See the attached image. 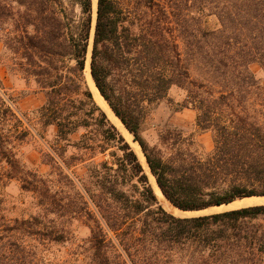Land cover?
Wrapping results in <instances>:
<instances>
[{"label":"trees","instance_id":"trees-1","mask_svg":"<svg viewBox=\"0 0 264 264\" xmlns=\"http://www.w3.org/2000/svg\"><path fill=\"white\" fill-rule=\"evenodd\" d=\"M14 1L12 11H0L2 56L45 95L43 126H55L61 141L93 126L101 139L82 148L105 154L114 143L117 151L93 171L95 189L81 187L77 200L59 203L56 219L10 218L0 197V264H264V204L177 217L159 203L87 83L94 1ZM210 18L219 27L210 28ZM255 66L264 71V0H97L93 81L140 144L164 198L182 212L264 197V81ZM174 86L198 125L215 133L207 158L180 147L167 159L140 135ZM13 104L0 82V181L43 194V181L17 160L30 124ZM71 220L89 234L76 258H51L53 245L72 242Z\"/></svg>","mask_w":264,"mask_h":264},{"label":"rangeland","instance_id":"rangeland-1","mask_svg":"<svg viewBox=\"0 0 264 264\" xmlns=\"http://www.w3.org/2000/svg\"><path fill=\"white\" fill-rule=\"evenodd\" d=\"M12 7H16L14 0H0V11L7 12ZM8 22L12 24L11 20ZM94 22L93 14V28ZM2 26L6 27L4 21L0 18V27ZM208 26L210 28L219 27L217 19L210 18ZM92 48L93 34L91 35L87 56V67L89 69ZM3 53L4 44L0 33V82L9 96L13 98V106L17 114L30 124V126L28 125L30 135L15 150L17 160L25 168V172L37 174L47 188L44 192L46 194L43 195L44 193L42 194L40 191L25 190L23 183L19 180L4 178L0 181V197L3 200V208L10 218L43 215L50 220L56 219L58 216L55 212L59 203H71V201L77 200L81 187L95 189L97 179L94 178L95 173L93 171L98 169L97 166L102 161L114 162L115 159L111 154L116 152L117 148L114 143H111L105 154L99 153V150L91 151L82 148L83 146L93 145L94 143L91 141L94 138L101 139L97 136L93 126L80 128L76 134L69 137L68 141L59 140L57 128L55 126L44 127L38 113V110L45 102V95L39 92L34 82H27L21 75L11 70L7 65L9 63H6L2 56ZM254 70L256 77L264 81V71L258 66H255ZM185 99L186 93L184 90L176 86L172 87L169 92V100L164 101L151 110L143 120L140 126V135L150 147L160 149L167 159L175 156L180 147L200 158H207L214 149L215 133L210 130H203L198 125L197 112L191 107H184ZM118 120L121 121L120 119ZM109 121L117 128L137 154L155 194L157 193L158 201L160 200L159 203L163 206L159 197L162 193L149 169L140 144L134 140L133 134L128 131L123 123L121 124L126 131L114 124L110 119ZM178 138H181L179 140H182L180 141L182 144L178 142ZM263 198H246L238 200L229 206L211 208L198 213L189 212V214L178 215L177 217H192L247 206L263 205ZM50 210L51 212H49ZM68 228L72 231V242L63 245H53L50 249L52 253H49L51 258H69L70 260L76 258L72 253L79 250L78 246L82 244L81 240L89 234L88 229L82 226L80 221L71 220V225Z\"/></svg>","mask_w":264,"mask_h":264},{"label":"bare ground","instance_id":"bare-ground-1","mask_svg":"<svg viewBox=\"0 0 264 264\" xmlns=\"http://www.w3.org/2000/svg\"><path fill=\"white\" fill-rule=\"evenodd\" d=\"M94 4H95V12H94V18L96 17V4H97V0H93ZM86 79H87V83L91 89V92L93 93V96L96 100V102L102 107V109L105 111V113L109 116V118L111 119V121L116 124L118 127H120L122 130H124L123 125L121 124V122L117 119V117L113 114V111L111 110V108L109 107V105L107 104V102L103 99V97L101 96V94L99 93V90L97 89V87L95 86V83L91 77L90 74V69L89 67H87L86 69ZM126 131V130H124ZM156 186V184H155ZM159 193V192H158ZM157 194V193H156ZM161 194V193H160ZM163 207L170 212L171 214H174L176 216L178 215H183V214H189V212H182L180 210H178L177 208H175L170 202H168L163 195L159 196ZM264 199V198H263ZM160 201V200H159ZM229 206V205H228Z\"/></svg>","mask_w":264,"mask_h":264},{"label":"water","instance_id":"water-1","mask_svg":"<svg viewBox=\"0 0 264 264\" xmlns=\"http://www.w3.org/2000/svg\"><path fill=\"white\" fill-rule=\"evenodd\" d=\"M96 20H97V10H96V18H95V22H94V28L92 29V34H93V37H94V33H95V27H96ZM90 74H91V67H90ZM92 77V75H91ZM93 79V78H92ZM96 86V85H95ZM100 93V92H99ZM102 96V95H101ZM158 186V185H157ZM162 193V192H161ZM163 195V194H162ZM225 206H228V205H225ZM201 212H204V211H201ZM198 213V212H197Z\"/></svg>","mask_w":264,"mask_h":264}]
</instances>
